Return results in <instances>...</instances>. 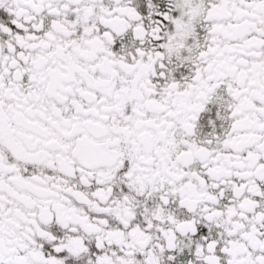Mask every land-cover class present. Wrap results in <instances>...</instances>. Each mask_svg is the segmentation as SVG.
Here are the masks:
<instances>
[{"label": "snow or ice", "instance_id": "snow-or-ice-1", "mask_svg": "<svg viewBox=\"0 0 264 264\" xmlns=\"http://www.w3.org/2000/svg\"><path fill=\"white\" fill-rule=\"evenodd\" d=\"M0 264H264V0H0Z\"/></svg>", "mask_w": 264, "mask_h": 264}]
</instances>
